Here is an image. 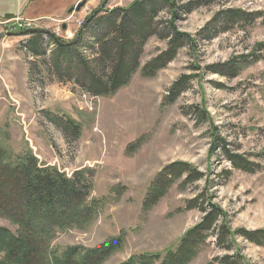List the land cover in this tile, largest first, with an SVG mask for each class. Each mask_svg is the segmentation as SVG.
Here are the masks:
<instances>
[{
    "label": "rangeland",
    "instance_id": "1",
    "mask_svg": "<svg viewBox=\"0 0 264 264\" xmlns=\"http://www.w3.org/2000/svg\"><path fill=\"white\" fill-rule=\"evenodd\" d=\"M82 1L86 4L79 11L69 12ZM133 1L0 0V28L7 30V21L24 17L36 21L32 28L49 29L70 42L100 5L113 8ZM189 1L194 9L181 10L177 25L196 37L197 47H182L155 76L146 77L142 67L168 43L151 36L130 82L110 95L95 96L74 80L53 73L54 44L47 34L41 40L47 54L36 56L26 47L30 34L20 35V27L0 31L11 33L0 39V144L14 157L31 152L40 164L56 167L69 177L83 171L91 182L88 201L101 203L87 227L59 231L49 247L88 250L121 237L122 247L102 264H122L141 252L161 253L162 259L203 219L204 212L188 203L206 187L226 212L231 231L264 229V0L177 3ZM89 5L86 17L80 18ZM227 9L259 16L249 22L233 20L222 28L213 24L206 33L197 34L217 12ZM161 18L166 22L169 13L162 12ZM93 34L94 29L87 32L85 47L79 48L90 59L99 51ZM252 53L234 77L210 71L213 64ZM30 67L33 75L29 76ZM185 74L192 75L190 83L169 101L171 85ZM58 117L79 123L81 134L66 132ZM224 147L259 167L254 171L235 167ZM180 160L201 171L203 178L184 184V174L146 209L143 203L153 181L166 165ZM9 213L0 207V225L17 231L19 224ZM218 233L217 227L210 231L188 264H264V244L236 234L234 242L219 245Z\"/></svg>",
    "mask_w": 264,
    "mask_h": 264
},
{
    "label": "trees",
    "instance_id": "2",
    "mask_svg": "<svg viewBox=\"0 0 264 264\" xmlns=\"http://www.w3.org/2000/svg\"><path fill=\"white\" fill-rule=\"evenodd\" d=\"M194 7L191 1L178 4L177 0H134L127 6L113 8L100 5L92 12L96 13L95 16L85 25L73 44H61L52 35H47L54 44L50 56L51 70L62 79L74 80L82 89L95 96L110 95L130 82L140 67L146 42L151 36L157 35L168 40L167 48L141 69L143 76H155L158 70L177 56L182 47H197L196 37L181 31L177 25L180 11L185 9V12H190ZM165 11L169 13L166 22L161 18V13ZM258 16L257 12L242 9L221 10L197 34L206 33L213 24L222 28L224 23L230 24L233 20L249 22ZM164 23L166 26L161 28ZM93 29V38L99 51L95 59H90L79 48L85 47L84 35ZM43 35L41 32L30 34L26 47L33 55L47 54L41 43ZM250 56L254 54L233 57L209 68L212 73L234 77L241 71L243 64L250 61ZM30 75H33L31 67ZM191 77L185 74L174 81L167 99L174 101L187 88ZM58 118L66 132L75 136L81 134L80 124L72 118ZM54 121L57 123L58 120ZM217 144L216 139L212 148ZM224 150L229 160L239 169L254 171L259 167L243 154L231 153L227 147ZM184 174V184L203 178V173L190 163L173 161L162 169L151 184L144 199V207L149 209L155 205L169 185ZM90 189L91 182L83 171H76L69 177L56 167L40 164L31 152L14 157L0 144V207L7 208L10 211L8 215L19 224L17 231L0 225V264H102L122 247L121 237H114L88 250L77 246L64 250L49 247L59 231L84 229L98 215L101 203L99 200L88 201ZM208 190L209 187H206L201 194L189 200V207H199L204 216L182 236L175 249L168 250L162 259L161 253L141 252L122 264H158V261L159 264H188L210 231L216 227L219 231V245H224L228 240L234 242L236 234L254 243L264 244V229L241 228L231 231L226 212L214 202ZM222 217L224 221L217 225Z\"/></svg>",
    "mask_w": 264,
    "mask_h": 264
},
{
    "label": "water",
    "instance_id": "3",
    "mask_svg": "<svg viewBox=\"0 0 264 264\" xmlns=\"http://www.w3.org/2000/svg\"><path fill=\"white\" fill-rule=\"evenodd\" d=\"M86 4V1H82L80 3L77 4L76 7H71L69 9V12H72L74 10L79 11L84 5ZM96 13H93L92 15H90V17H88L85 21V23L83 24V26L81 27L80 31L78 32V34L76 35L75 39H73L72 41L65 43L64 41H62L61 38H59L57 35H55L51 30L49 29H44V28H30V29H26L20 32V35H29L32 33H36V32H41L47 35H52L55 40L61 44H73L76 40H78V38L80 37L85 25L89 22V20L92 19L93 16H95ZM63 28L66 29V24L63 25ZM11 33H7L6 35H10ZM4 34H0V39H2L4 36H6Z\"/></svg>",
    "mask_w": 264,
    "mask_h": 264
},
{
    "label": "built area",
    "instance_id": "4",
    "mask_svg": "<svg viewBox=\"0 0 264 264\" xmlns=\"http://www.w3.org/2000/svg\"><path fill=\"white\" fill-rule=\"evenodd\" d=\"M5 24H7L9 26L8 27L9 30L20 27V29H22V31L26 30V29H30V28L34 27L35 25H37L35 20L29 19V18L25 19L24 17H18L15 20L7 21V23H5ZM8 29L6 30V29L0 28V31H4V30L8 31ZM56 33L61 34V30L57 29Z\"/></svg>",
    "mask_w": 264,
    "mask_h": 264
},
{
    "label": "crops",
    "instance_id": "5",
    "mask_svg": "<svg viewBox=\"0 0 264 264\" xmlns=\"http://www.w3.org/2000/svg\"><path fill=\"white\" fill-rule=\"evenodd\" d=\"M90 5L88 6V8H84L80 13H79V16L80 18H85L86 15H83L86 13V11L89 9ZM112 8V7H111Z\"/></svg>",
    "mask_w": 264,
    "mask_h": 264
}]
</instances>
